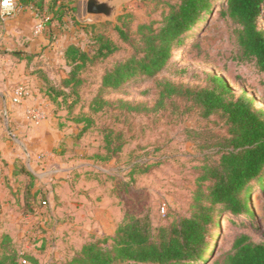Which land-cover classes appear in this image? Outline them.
Here are the masks:
<instances>
[{
  "label": "rangeland",
  "instance_id": "obj_1",
  "mask_svg": "<svg viewBox=\"0 0 264 264\" xmlns=\"http://www.w3.org/2000/svg\"><path fill=\"white\" fill-rule=\"evenodd\" d=\"M164 1L129 0L117 18L106 20L104 16H87L84 13L85 0H17L15 12L4 19L0 17L1 52L12 56L18 50H25L26 43L42 34L47 41L54 43L49 48L46 42L41 48L29 50L33 57L28 68L42 71V78L37 77L36 84L38 87L42 85V93H47L53 85L54 90L43 97L58 108L56 114L59 118H77L84 114L91 119V125L83 132V144L78 148L87 150L86 155H89L83 161L98 164L99 169L96 171L97 167H94L87 173L107 176L111 190L115 194L123 193L120 198L127 205L125 212L148 218L153 227L168 225L181 216L190 215L196 189L200 185L206 188L209 184L199 180L204 167L219 162L223 144L230 137L226 118L221 113L205 117L202 107L191 97L173 94L159 106L161 84L168 81L184 89L196 90L209 86V75H218L231 87L237 85L234 88L238 93L245 92L253 97L257 108L264 109V73L255 61L238 59L236 24L220 17L215 8L206 15L202 26L185 37L184 43L174 50L173 58L164 70L151 77L138 75L119 90H105L102 97L109 103H104L99 111L88 109L91 101L101 93L100 83L105 69L134 54L139 45L135 40L138 39V25L155 22L154 25L158 26L163 13L169 9ZM19 11L21 15L14 16ZM123 25L130 35L128 40L123 39L116 29V26ZM261 27L264 29V11ZM15 31L18 33L14 34ZM98 35L108 36L119 49L107 59L86 66L80 73L84 81L77 93L67 89L69 96L56 95L71 69L64 58L61 60L64 49L77 44L94 53ZM16 57V60L12 57L8 61L9 66L17 67L14 64L21 58ZM20 85L18 83L15 87ZM75 99L78 103L69 112L70 101ZM119 100L140 104L141 111H126ZM82 124L84 127L87 122L84 120ZM262 193V188L258 187L251 195L255 216L246 211L241 215H220L217 238L212 244L215 256L209 257L207 264H213L217 256L229 249L239 233H248L256 240L264 239ZM163 205H166L165 214L161 211ZM44 232L49 235L41 223L35 225L34 234L29 239L30 247L23 250L25 255L33 258H27L26 262L20 258L19 264H67L82 245L113 233L109 226L99 233L92 232L88 237L78 239L67 234L69 238L65 239V236L58 240L57 236L50 234L49 244L44 247L46 243L42 237L45 236L39 237ZM8 246L5 250L16 249ZM34 253L39 255L38 261H35Z\"/></svg>",
  "mask_w": 264,
  "mask_h": 264
},
{
  "label": "trees",
  "instance_id": "obj_2",
  "mask_svg": "<svg viewBox=\"0 0 264 264\" xmlns=\"http://www.w3.org/2000/svg\"><path fill=\"white\" fill-rule=\"evenodd\" d=\"M164 2L169 9L163 13L158 26L154 25L155 22L138 25V39L135 40L139 45L134 54L105 69L100 83L101 93L91 101L88 107L90 111H99L104 103H109L102 97L105 90H119L138 75L151 77L164 70L173 58L174 50L184 43L185 37L201 26L206 15L214 8L220 17L236 24L238 59L255 61L258 69L264 73V29L261 27L264 0ZM124 27L116 26V29L123 39L128 40L130 35ZM95 43L98 46L94 53L77 44L64 49L63 58L71 69L62 80L64 86L56 95L69 96L67 89L77 93L84 81L80 73L86 66L107 59L119 49L118 44L108 36L98 35ZM14 54L26 59L29 67L33 57L31 54ZM32 71L42 78L41 70ZM161 86L159 106L173 94L186 95L202 107L205 117L221 113L226 118L230 137L223 144L219 162L204 167L205 171L199 179L209 184L206 188L200 185L196 189L190 215L181 216L168 225L153 227L148 218L126 214L114 234L85 243L67 264H207L208 258L215 256L212 244L217 238L220 215H241L246 211L255 216L251 208V195L258 187L263 190L264 221V109L257 108L253 97L245 92L238 93L225 78L218 75H209V86L196 90L184 89L168 81ZM52 90L53 85L47 89V93ZM119 102L126 111H141L140 104L124 100ZM77 103V99L70 101L69 112L74 110ZM97 103H100L99 106ZM83 117L84 114L75 119L77 122H87L80 134L92 123L89 117ZM31 177L34 178V175L31 174ZM28 187L25 199L30 207L25 209V213L31 211L34 200L30 194V184ZM8 245H12V242L5 236L0 245V264H18L16 250H5ZM213 264H264V239L256 240L248 233H239L230 248L217 256Z\"/></svg>",
  "mask_w": 264,
  "mask_h": 264
},
{
  "label": "crops",
  "instance_id": "obj_3",
  "mask_svg": "<svg viewBox=\"0 0 264 264\" xmlns=\"http://www.w3.org/2000/svg\"><path fill=\"white\" fill-rule=\"evenodd\" d=\"M20 15L19 11L14 16ZM0 17L4 19L1 10ZM46 42V47L54 46L45 35H38L26 43L25 50L18 52L31 54L29 50L41 48ZM12 57L17 58L15 54L0 51V165L4 171L0 183V245L8 236L16 247L18 260H32L23 250L30 247L29 239L38 223L49 234L44 232L39 236H45L44 247L49 244L50 234L58 240L69 238L67 234L78 239L109 226L114 234L127 214L124 210L127 205L121 201L122 192L115 194L111 190L107 176L87 173L94 167L97 171L99 166L85 163L87 150L78 148L84 140L83 133L80 134L82 121L59 118L58 108L43 97L47 93H42V85L36 84L37 74L28 68L27 60L18 59L19 63L14 64L17 67H11L8 61ZM18 83L29 94L22 102L15 103L13 96ZM29 184L34 200L31 211L25 213L30 207L25 199ZM41 199L49 203L43 206ZM35 256L38 261L39 255Z\"/></svg>",
  "mask_w": 264,
  "mask_h": 264
},
{
  "label": "water",
  "instance_id": "obj_4",
  "mask_svg": "<svg viewBox=\"0 0 264 264\" xmlns=\"http://www.w3.org/2000/svg\"><path fill=\"white\" fill-rule=\"evenodd\" d=\"M129 0H85L84 13L87 16H104L106 20H114L121 8Z\"/></svg>",
  "mask_w": 264,
  "mask_h": 264
},
{
  "label": "built area",
  "instance_id": "obj_5",
  "mask_svg": "<svg viewBox=\"0 0 264 264\" xmlns=\"http://www.w3.org/2000/svg\"><path fill=\"white\" fill-rule=\"evenodd\" d=\"M16 7H17V0H0V10L3 18L12 15L15 12ZM28 94L29 93L26 88H24L23 86H19L15 90L13 101L15 103H20L26 98V96H28ZM2 172H3V168L0 165V183L2 181ZM47 203L48 202L46 200H43L41 202L43 206L47 205ZM37 210L38 209H35V211ZM161 211L163 214H165L166 205H163L161 207ZM23 262H26V259H23ZM18 264H19V260H18Z\"/></svg>",
  "mask_w": 264,
  "mask_h": 264
},
{
  "label": "bare ground",
  "instance_id": "obj_6",
  "mask_svg": "<svg viewBox=\"0 0 264 264\" xmlns=\"http://www.w3.org/2000/svg\"><path fill=\"white\" fill-rule=\"evenodd\" d=\"M202 24H203V23H202ZM202 24H201V26H202ZM201 26H200V27H201ZM236 86H237V85H234V87H236Z\"/></svg>",
  "mask_w": 264,
  "mask_h": 264
}]
</instances>
